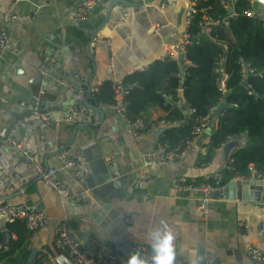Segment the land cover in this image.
Masks as SVG:
<instances>
[{
    "label": "crops",
    "instance_id": "crops-1",
    "mask_svg": "<svg viewBox=\"0 0 264 264\" xmlns=\"http://www.w3.org/2000/svg\"><path fill=\"white\" fill-rule=\"evenodd\" d=\"M81 1L17 0L13 8L17 17L4 21L12 0H0V28L5 27L8 33V46L0 55V130L23 117L25 124L14 137L34 151L44 166H59L56 156L64 145L80 149L90 168L83 182L59 172L71 191H82L76 203L50 189L34 175L26 158L0 139V179L8 177L18 161L24 176L12 188L0 183V204L11 200L44 212L50 220L32 240L30 232L25 236L26 246L38 249L33 264H61L60 256L69 260L53 243L55 227L61 221L81 244L86 246L94 239L116 250L119 261H126L134 243L148 242V232L159 226L161 219L175 233L177 258H185L186 264H260L249 255L247 246L264 252V178L255 180L253 186L242 182L233 171L225 173L231 169L230 154L246 143L244 135L235 137L237 143L228 150L224 146L229 142L211 147L210 132L216 120L213 112L209 126L197 134L182 162L148 166L143 154L160 143L162 132L133 142L115 111L106 103L93 104L89 96L103 81H122L135 68L162 58L167 47L179 40L189 0H91L92 10L84 23H79L72 16ZM124 1L144 3L135 6ZM257 5L264 9V3ZM108 8L107 22L89 44ZM120 17L123 21L115 24ZM106 36L111 40V67L108 49L102 43ZM49 64L54 66L46 75L43 70ZM75 74L83 76L82 90L74 88ZM89 80L91 88L86 97ZM41 88V108L51 116L46 145L33 133L35 122L30 113L19 108L21 100L32 99ZM78 103L89 109L87 116L76 123L62 121L67 106ZM183 111L185 115L189 112L186 108ZM165 113L161 105L152 103L147 105L143 119L152 122ZM111 152L117 156L112 165L107 162ZM216 171L222 172L225 182L204 211L197 209L192 192L178 193L173 188L172 181L178 176L198 181ZM140 173H148L152 179L141 182ZM240 221L247 225L244 234L238 229ZM4 231L9 233L7 237ZM19 233V228L10 230L0 218V254ZM0 257V264H11L9 256Z\"/></svg>",
    "mask_w": 264,
    "mask_h": 264
},
{
    "label": "built area",
    "instance_id": "built-area-1",
    "mask_svg": "<svg viewBox=\"0 0 264 264\" xmlns=\"http://www.w3.org/2000/svg\"><path fill=\"white\" fill-rule=\"evenodd\" d=\"M17 0H12L7 10L4 13L3 20L17 17L14 12V4ZM208 0H189L187 7L184 11V27L180 33L179 40L167 47L162 58L173 60L179 66V77L184 79L187 67L193 65V62L187 57V49L189 46L197 45L200 43L202 37L209 36L212 28L217 25L227 26L230 19L236 18L239 15L253 19L264 28V9L257 5L256 0H219L220 7L226 11L224 14L213 13L212 5L207 3ZM240 1L244 7H236V3ZM94 2L91 0H82L76 7L72 19L75 22H82L87 18L88 13L92 10ZM123 17L118 18L115 24L123 21ZM195 25L196 30L192 32L191 28ZM102 43L107 47L109 55L107 58L108 65L111 67L113 64L111 56V40L108 36L104 37ZM8 46V33L5 27L0 28V55L2 51ZM226 43H222V49L226 50ZM239 71L243 78L250 75L262 76V71L256 68L251 61L239 56L237 58ZM53 64H49L43 73L50 74L53 69ZM145 66L135 68L132 72L143 70ZM181 69V71H180ZM215 70L218 73L217 85L221 91H225V82L229 76L228 72L217 62ZM131 72V73H132ZM83 76L80 74L74 75V88L79 90L83 89ZM132 84H125L122 81L114 82L113 97L110 102L106 104L110 106L115 113L124 122L125 133L131 141L136 142L142 137L151 134L160 127H166L169 124L176 123L170 122L166 119H158L152 122L145 121L142 117L131 118L127 112L126 95L129 87ZM94 89L92 91H96ZM183 87L179 86L175 89V94L171 93L162 94L163 104H182L180 93ZM42 88L37 95L29 100H21L19 108L27 110L34 124L32 126L33 133L37 136L40 144H47V128L51 122L49 112L42 110L40 94ZM189 112H194L193 107H188ZM214 108H210L208 113L201 118L200 123L194 128L192 134L182 141V144L176 148L168 149L165 144L158 143L148 148L143 154L145 165H175L183 161L187 151L191 148L193 140L204 128L208 127L211 119L209 114L212 113ZM89 109L84 104H70L67 106L62 121L69 123H76L87 116ZM25 124V119L19 117L7 128L0 130V139L8 143L17 152L21 153L33 167L34 175L39 176L42 181L52 190L58 192L67 200L79 202L82 197V191H71L69 187L62 181L60 171L71 175L77 181L83 182L89 172L90 168L88 162L83 156V153L78 148H72L62 145L57 153L59 166H44L37 160V154L30 148L24 146L18 141L14 135L18 128ZM235 136L229 135L221 143L234 141ZM117 156L111 152L107 156V162L112 165L115 163ZM232 161V159H230ZM22 162L18 161L14 171L8 177H2L0 183L6 187L12 188L14 185L20 183L24 176L21 174L20 169ZM242 182H248L253 179L262 180L264 172H258L250 167V173L246 176L237 174ZM152 179L148 173H140L139 181L145 182ZM223 183L222 172L216 171L213 174L206 175L198 181L189 180L183 176H178L173 179L172 185L176 192H192L197 203V209L204 211L213 193L217 191ZM0 218L6 223H12L16 220L24 222L26 228L30 232L29 239L35 238L38 230L47 226L50 222L48 216L39 210L29 208L25 205L15 204L11 200H7L0 204ZM238 229L242 234L247 229L246 223L242 221L238 224ZM53 243L55 247L61 251H65L72 264H124L125 260L119 261V254L111 247H105L94 239H91L88 245L81 244L80 241L73 235L66 222L61 221L55 227ZM133 251H139L140 254L149 258L151 249L148 242L136 241L133 245ZM247 252L251 257L264 264V252L257 247L247 246ZM118 260V261H117ZM176 264H186L185 258L178 257Z\"/></svg>",
    "mask_w": 264,
    "mask_h": 264
},
{
    "label": "trees",
    "instance_id": "trees-1",
    "mask_svg": "<svg viewBox=\"0 0 264 264\" xmlns=\"http://www.w3.org/2000/svg\"><path fill=\"white\" fill-rule=\"evenodd\" d=\"M219 0H208L212 12L224 14ZM244 7L238 1L236 7ZM192 32L196 27L193 25ZM226 43V50L222 49ZM243 56L262 71V76L250 75L243 78L237 58ZM187 57L193 65L187 67L184 79L179 77V66L168 58L151 61L145 69L134 71L122 82L132 84L126 95L127 112L131 118L142 117L149 104H159L165 110L161 119L175 122L165 127L159 142L168 149L176 148L189 137L210 108L223 101L226 107L216 116L210 132L211 147L219 146L227 136H244L247 141L238 146L231 154V169L225 173L246 176L250 167L264 172V28L253 19L239 15L230 19L227 26H214L209 36L202 37L197 45L189 46ZM222 64L229 76L225 82V91L217 85V62ZM114 82L107 79L90 92L93 104L107 103L113 97ZM183 87L180 93L182 104H163L162 94H175V89ZM193 107L194 112L184 114L183 109ZM213 112L209 114L210 119ZM225 182V178L223 179ZM10 230H21L17 239L10 240L8 249L0 255L9 256L11 264H24L30 249L24 243L29 233L24 223L16 220L7 223ZM28 232V233H27ZM1 243V238H0ZM1 259V257H0Z\"/></svg>",
    "mask_w": 264,
    "mask_h": 264
},
{
    "label": "clouds",
    "instance_id": "clouds-1",
    "mask_svg": "<svg viewBox=\"0 0 264 264\" xmlns=\"http://www.w3.org/2000/svg\"><path fill=\"white\" fill-rule=\"evenodd\" d=\"M151 249L149 258L133 251L124 264H176V236L168 223L161 219L159 226L152 228L146 237ZM193 264H196L193 261Z\"/></svg>",
    "mask_w": 264,
    "mask_h": 264
},
{
    "label": "water",
    "instance_id": "water-1",
    "mask_svg": "<svg viewBox=\"0 0 264 264\" xmlns=\"http://www.w3.org/2000/svg\"><path fill=\"white\" fill-rule=\"evenodd\" d=\"M123 1V0H122ZM149 0H147V2H148ZM124 2H126V3H128V4H130V5H135V6H140V5H142L144 2H141V1H139V2H136V3H133V2H127V1H124ZM256 2H261V3H264V0H256ZM109 11H110V8H108V10H107V13H106V15H105V18H104V20H103V22L93 31V34L90 36V41H89V44H90V42L92 41V39L95 37V35L98 33V31L100 30V28L107 22V19H108V16H109ZM85 21V20H84ZM84 21H82V22H79V23H84ZM89 44H88V46L87 47H89ZM180 71H181V69H180ZM90 88H91V80H89V82H88V85H87V89H86V97L88 96V94H89V92H90ZM85 101V103L91 108V109H93V110H97L98 112H101V110H100V108H98V107H95L94 105H92V104H89L88 102H87V100H84ZM225 106V104H224V102H222L216 109H215V111H214V114H215V116H217L221 111H222V109H223V107ZM165 129V127H160V128H158L157 130H155L154 131V135L155 136H158L161 132H163V130ZM244 136H246V134H244ZM237 142H235V141H230L228 144H226L225 146H224V150H228V148H230V147H232L233 145H235ZM233 173V172H232ZM255 180H257V179H253V180H251V181H248L247 183H250V185H256L255 184ZM258 186H260V185H258ZM4 236L5 237H7L8 235H9V233L7 232V231H4ZM37 251H38V249L37 248H31V250H30V253H29V256H28V258H27V260H26V262H25V264H33L34 263V258H35V256H36V253H37ZM131 252H133V251H131ZM131 253H129V255H130ZM129 255H127V256H129ZM58 260L60 261V263L61 264H72L71 263V261H69L68 259H66L65 257H62V256H60L59 258H58Z\"/></svg>",
    "mask_w": 264,
    "mask_h": 264
}]
</instances>
